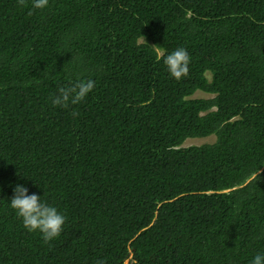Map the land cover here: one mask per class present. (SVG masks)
I'll list each match as a JSON object with an SVG mask.
<instances>
[{"label":"trees","instance_id":"trees-1","mask_svg":"<svg viewBox=\"0 0 264 264\" xmlns=\"http://www.w3.org/2000/svg\"><path fill=\"white\" fill-rule=\"evenodd\" d=\"M177 48L191 57L179 82L158 59ZM80 79L95 81L84 102L51 104ZM17 185L65 216L59 238L44 244L23 228L9 206ZM257 254L264 0H49L42 11L0 0V264H251Z\"/></svg>","mask_w":264,"mask_h":264},{"label":"clouds","instance_id":"clouds-1","mask_svg":"<svg viewBox=\"0 0 264 264\" xmlns=\"http://www.w3.org/2000/svg\"><path fill=\"white\" fill-rule=\"evenodd\" d=\"M28 3L29 0H17L20 8L28 7ZM48 6L49 0H31L33 11H42ZM142 39L146 43L145 37L142 36ZM152 48L156 49L159 55L162 54L158 46H152ZM158 59L163 60L169 76L177 82L188 75L191 57L186 49L177 48L171 53L158 56ZM94 88V80L80 79L70 86L59 87L50 97V102L54 107L68 109L70 106L84 102ZM72 115L76 116L78 113L73 112ZM9 206L21 221L23 228L28 233H38L44 244H49L60 237L65 225V216L58 211L57 207L42 201L37 194L29 195L26 187L17 185L13 189ZM251 264H264V254H257Z\"/></svg>","mask_w":264,"mask_h":264},{"label":"rangeland","instance_id":"rangeland-1","mask_svg":"<svg viewBox=\"0 0 264 264\" xmlns=\"http://www.w3.org/2000/svg\"><path fill=\"white\" fill-rule=\"evenodd\" d=\"M198 92H201V91H198ZM195 97H199V98H211L210 95H207V94H203V93H197ZM215 141V136H210V137H207V138H192V139H188L186 141V143L184 144L185 147H188V146H200V145H203V144H207V143H212Z\"/></svg>","mask_w":264,"mask_h":264}]
</instances>
